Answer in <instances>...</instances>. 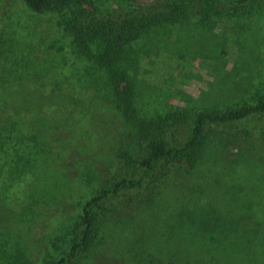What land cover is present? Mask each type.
Instances as JSON below:
<instances>
[{
	"label": "trees",
	"instance_id": "obj_1",
	"mask_svg": "<svg viewBox=\"0 0 264 264\" xmlns=\"http://www.w3.org/2000/svg\"><path fill=\"white\" fill-rule=\"evenodd\" d=\"M180 1L140 0L136 7L128 5L104 13L103 9L94 8V2L90 0H23L28 9L36 14L58 16L57 22L71 38L74 51L92 64L88 73L94 83L88 86L82 83L79 88L85 94L92 89L96 92V86H99L98 93L104 90L98 81L102 72L106 97L124 125L120 137L125 140L120 141V148L113 153L114 171L101 170L100 174L88 169L85 175L90 180L100 176V189L82 207L78 222L71 229L70 239L64 242L66 249L61 257L49 264H86L87 259L95 260V249L103 244L101 240L105 237L101 235L103 230L106 233L110 224L125 226L127 218H138L162 210L164 201L161 197L166 189L183 191L195 174H205L200 169L207 160L211 161L208 153L213 154L210 150L212 138H236V150L240 151L255 140L258 142L257 149L264 147V97L255 105H243L223 112L201 111L194 115V119H191L189 110L180 109L157 118L139 115L135 106L136 72L145 53L141 52L144 51L143 44H138L150 32L160 33L164 26L182 24L193 16L211 22L225 17L244 20L264 15V0ZM190 6L197 7V10L190 11ZM0 21V170L5 164H10L21 174L26 167L27 172L37 178L32 185L31 202L25 207L27 214L31 212L32 215L35 206L37 209H51L52 204L61 202L63 197L57 195L45 206L38 191L42 175L36 169L38 160L28 156L24 163V155L17 151L16 154L10 153L9 150L20 147V150L25 148L35 153L38 149L39 155L42 149L44 159L53 164L60 160L65 165L61 172L57 167L52 169L49 166L45 168L47 173H58L64 184L77 178L80 171L77 174L68 167L82 160L79 157L81 148L73 141L67 142L68 134L66 136L61 128V123L69 127L72 118L59 121L57 115L47 118L46 109L45 118L40 113L50 104L67 109L65 99L57 94L72 98L74 89L69 85L65 92L63 84L56 81L57 87L53 85L49 94L51 101H42L40 106L39 102L30 98L36 94L43 97L47 85L41 81L51 73L57 76L56 71L61 66L60 62L64 63L65 56L61 55L58 61L56 58L60 53L53 57L58 65L52 58L39 65L36 62L38 57L32 50L26 55L16 46L17 40L26 33V27H21L23 33L20 31L17 35L15 22L9 23L8 19L1 18ZM26 72L34 80L30 84L34 91L24 89ZM31 108L35 110L33 115ZM87 116L88 113L81 111L79 120ZM12 173L15 172L12 171L11 176ZM229 179L232 180L231 177ZM230 190L235 192L236 202L241 203L243 198H240L239 187L231 183ZM203 201L194 200L192 205H179L173 216L166 219L168 227L161 230L154 227L160 239L155 246L166 257L148 255L147 262L146 258L143 259L146 244L137 246L139 241H133V258H137L138 264H241L238 262L243 255L240 251L254 242L264 241V212L237 207L236 210H223L214 202ZM249 201L254 203L253 199ZM45 212L52 215L49 211ZM12 259H7L8 264H34L29 258L14 262ZM244 264H264V252L256 251Z\"/></svg>",
	"mask_w": 264,
	"mask_h": 264
},
{
	"label": "rangeland",
	"instance_id": "obj_2",
	"mask_svg": "<svg viewBox=\"0 0 264 264\" xmlns=\"http://www.w3.org/2000/svg\"><path fill=\"white\" fill-rule=\"evenodd\" d=\"M90 1L94 2V8L103 9L104 13L128 5L136 7L140 2ZM172 2L181 1L166 0V3ZM192 10H197V7L190 6V11ZM0 13L5 16H0L1 19H8L9 23L15 22L17 26L14 30L17 35L20 34L21 27H26V33L20 39L17 38L19 40L13 36L17 40L16 46L26 55L32 50L35 57H38L36 62L39 65L50 58L57 64L53 57L58 53L60 55L56 58L57 61L61 60V55L65 56L64 63L60 62L61 66L56 71L57 76H52L51 73L41 81L47 85L43 97L35 92L36 95L30 98L39 102L40 106L43 105L42 101H51L49 94L56 81L63 84L61 86L65 92L70 88L69 85L74 89L72 98L66 97V94H57L65 99L67 109L50 104L40 113L44 117L46 109L47 118L57 115L59 121L72 118L73 122H70L69 127L61 123V128L66 136L68 134L67 142L73 141L81 148L79 157L82 160H78L77 165L68 167L77 171V174L80 171L77 178L68 179L69 182L64 184L58 173H47L45 168L49 166L52 169L55 166L61 172L65 165L60 160V164L57 161L53 164L44 159L42 149L39 155L38 149L35 153L25 148L20 150V147L9 150L10 153L17 151L24 155V163L28 156L38 160L36 169L39 173L42 172L38 191L45 206L49 201H54L57 195H62L63 200L52 204L51 209L47 210L37 209L35 206L32 215L31 212L27 214L25 207L31 202L30 193L37 178L34 174H29L26 167L21 174L10 164H5L0 170V264H8L7 259L12 258L13 262L29 258L34 264L55 263L66 249L64 242L70 239L71 229L78 222L82 207L100 189V176L90 180L85 174L88 169L100 174L101 170L114 171L113 153L120 148V141L125 140L120 137L124 125L106 97L102 72L98 81L105 91L98 93L99 86H96V92L92 89L85 94L79 88L82 83H86V86L94 83L88 73L92 64L74 51L71 38L57 22V15L36 14L28 9L23 0H0ZM159 31L156 34L154 31L150 32L138 44H143L144 51L141 52L145 53L136 72L138 80L135 106L141 117L157 118L180 109L189 110L192 113L191 119H194V115L201 111L223 112L243 105H255L264 97V15L244 20L225 17L211 22L202 20L200 16H193L182 24L164 26ZM24 81V89L34 91L30 86L34 80L30 79L27 72ZM33 105L36 107V103ZM31 111L33 115L35 110L31 108ZM81 111L88 113L87 118L82 121L79 120ZM23 114L27 117L26 113ZM218 137L212 138L210 144L213 154L208 155L211 161L207 160L200 169L204 175L199 174L200 172L195 174L183 191L166 189L161 197L164 201L160 208L162 210L157 213L152 211L138 218H127L125 226L119 223L106 225V233L103 230L101 235L105 237L101 240L103 244L94 252L95 260L90 258L85 263L138 264L137 258H133V241H139L137 246L146 244L143 259L146 258L147 262L148 255L166 257L155 246L160 239L155 234L154 231L157 230L154 227L158 230L168 227L166 219L173 216L179 205H192L194 200L214 202L223 210H236L237 207L260 211L257 213L264 212V147L257 149L258 142L255 140L240 151L236 150V138ZM12 171L15 173L11 176ZM231 183L239 187L240 198H243L241 203L236 202L238 199L234 194L235 189L230 190ZM245 199L248 200L247 203ZM249 199H253V205ZM260 250L264 252V241L254 242L249 248H243L240 251L243 255L238 262L247 263Z\"/></svg>",
	"mask_w": 264,
	"mask_h": 264
}]
</instances>
